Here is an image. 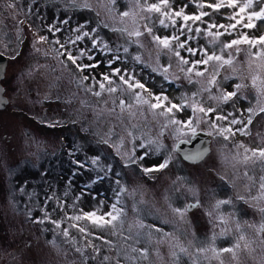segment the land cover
<instances>
[{
  "label": "rangeland",
  "instance_id": "obj_1",
  "mask_svg": "<svg viewBox=\"0 0 264 264\" xmlns=\"http://www.w3.org/2000/svg\"><path fill=\"white\" fill-rule=\"evenodd\" d=\"M169 2L173 9L184 8L187 14L200 11L192 0ZM261 6L254 0L253 9L248 11ZM203 10L210 12L217 24L234 23L228 17L237 11L228 7ZM125 11L139 12L134 0H0V51L9 57L6 86L17 97L7 110H0V264H264L263 246L258 235L249 236L241 200L229 187L228 175L240 174L230 173L235 165L227 156L235 152L236 163H240L247 155L250 159L246 161L256 168V157L245 153V148H264V112L260 111L264 107L260 91L264 69L259 67L264 59L250 57V46L241 43L238 53L237 46L225 50V58L228 52L234 53L231 65L218 67L216 61H210L207 66H198L201 71L207 67L203 76L192 74L189 80L174 62L168 67V54H155L147 35L139 37L144 47L132 43L137 38L121 31L134 27L131 15H121ZM203 19L208 21L209 17ZM152 20H156L155 15ZM144 23L152 26L147 20L136 26L144 31ZM180 23L177 19V28ZM253 23L255 27L250 29L237 25V31L221 36L220 41L229 42L241 32L250 38L264 35V20L254 19ZM197 26L205 27L197 22L193 28ZM153 31L166 36L174 29L156 23ZM84 32L89 36L71 42ZM208 39L201 32L189 43L210 51L215 47L219 54V43L212 45ZM93 40L100 43L93 46ZM259 47L250 51L255 53ZM66 51L77 57L83 52L77 63L94 66L81 71L60 54ZM181 54L190 61L199 58L183 50ZM163 67H168L167 73L162 72ZM117 68L125 79L131 77L142 83L144 90L128 89L115 73ZM213 73H217L216 80L209 85ZM104 75L109 76L111 87L117 91H107ZM253 77H258L255 85ZM65 80L69 85L73 82L74 86L84 87L88 108L77 119L78 104L72 113L41 114L36 107L38 95L43 97ZM100 82L105 84L104 90L99 88ZM237 84L241 88L235 97L226 102L213 99L236 91ZM98 91L101 95H94ZM134 91L150 103L155 102L156 95L168 99L161 108H150L136 103ZM102 98L112 99L117 111H121L120 101L124 100L123 119L100 102L90 105ZM169 102L184 106L162 115ZM193 102L195 108L215 111L205 116L191 106ZM248 108L256 114L247 126L248 134H241L236 129L242 125H229L233 118L230 114L247 120ZM217 115L228 116V120H215ZM170 119L192 120L194 126L198 121L195 131L211 135V153L201 163H187L175 151L176 142L193 132L185 127L177 138L179 125L169 123ZM46 120L51 123L46 124ZM56 121L64 126L58 127L53 123ZM213 121L217 128L211 127ZM229 126L234 134L218 132V128ZM53 132L59 134L60 141H54ZM169 157L167 167L143 171L156 169ZM262 165L263 172L256 180L252 177L254 184L264 176V161ZM260 183L261 179L257 188ZM195 201L197 206L188 210V204ZM113 205L120 210L118 218L111 224L99 221V217L110 220L109 212L117 215ZM93 212L96 223L84 216ZM75 216L82 219H71ZM241 236L244 240L239 239ZM237 243L239 248L235 247ZM245 244L247 251L252 250L248 254ZM225 248H232L235 255L223 252ZM144 249L146 257L142 255ZM212 249L220 253L219 258Z\"/></svg>",
  "mask_w": 264,
  "mask_h": 264
},
{
  "label": "snow or ice",
  "instance_id": "obj_2",
  "mask_svg": "<svg viewBox=\"0 0 264 264\" xmlns=\"http://www.w3.org/2000/svg\"><path fill=\"white\" fill-rule=\"evenodd\" d=\"M114 2V0H113ZM193 3H195L196 7L200 9L199 12L194 13V14H187L184 10V8H180L179 10H175L172 8L169 0H152V2H149V0H134V7L139 9L138 13H133L129 11H125L121 13L123 17H128L132 16V22H133V29L129 31L127 28L122 29L121 31H125L128 33L130 37H136L137 39L132 41V43H136L140 45V47H144L143 43L139 40V37L147 35L150 38V43L154 45L155 49V54L158 56L161 51H164L165 54H168L170 56V62L168 67L172 66V63L174 62L176 67L181 71V72H186L188 74L189 80H191L192 74L195 76H203L204 73L208 70L207 67L204 68L203 71L199 70L198 66L199 65H204L207 66L210 61H216L218 67H223L224 65H231L233 63L232 57L234 55L233 52H228L227 53V58H225V50L227 49H233L235 47V52L238 53L240 51V48L238 47L241 43L248 44L251 48H255L257 45H260L255 53H252L249 49V56H255L257 58H262L264 59V35H261L259 37H249L246 33L241 32L240 36L230 40L229 42H222L220 41V37L224 36L225 34L227 35H232L233 32L237 31V25H242L243 28H254L255 24L253 23L254 19H259V20H264V6H261L259 10H253V11H248L249 9H253L254 7V0H209V2H205V0H192ZM258 2L262 5H264V0H258ZM11 6V5H10ZM87 6V4L85 5ZM222 7H228L232 9H236L231 16L228 17L230 21H234V23H229V24H217L214 21L211 20V13L206 12L203 9L208 8L212 9L213 11H219ZM140 13H147L148 15H140ZM152 15L156 16V20H152ZM207 16L209 17L208 21H205L203 18ZM177 19L181 21L179 28H177ZM147 20L151 22L152 26L150 27L148 23H144L142 25L144 31L140 30L139 25L140 21ZM245 20L247 22H245ZM191 22V23H189ZM197 22H200V24L205 25L203 29H201L199 26L193 28V25H195ZM156 23L159 25L163 26L164 28L172 27L174 31L170 35L166 36H160L154 33L153 28L155 27ZM187 29V31H185ZM215 29L216 31H213ZM220 29H223L224 31H220ZM201 32H203L209 39L208 43L212 45H216L219 43V54H217V49L214 47L211 51L207 48L204 47H199V46H192L189 41L193 40L196 38L197 35H199ZM85 36H89L88 32H84L83 35H77L75 37V40L71 41L72 43H75L77 40H82ZM181 37H184L181 39ZM41 40H46V37H41ZM56 43H59V40L56 41ZM99 41L93 40V46H96ZM64 45H61V48H63ZM105 48H107V45H105ZM181 50H183L188 56L190 57H199L198 59L195 60H189L185 55L181 54ZM118 51V50H117ZM125 52L128 51L127 48L124 49ZM61 55H65L66 59L68 61H71L78 69L83 71L84 68L86 67H93L94 65H81L77 63V60L83 57L85 54L83 52L80 53V56H73L71 51H66L64 53H60ZM175 58V59H173ZM88 59H92L91 56H88ZM116 59H119L117 56ZM136 60H140L141 57L137 55L135 57ZM187 66V67H185ZM168 67H163L161 70L163 73L168 72ZM248 67H252L251 60L248 64ZM260 68L264 69V62H262L259 65ZM117 75H119V79L123 82V84L127 85L128 89H141L144 90V85L140 83L139 81L133 80V78L129 77L128 79H125L124 75L120 74V69L117 68L114 70ZM216 75L217 73H213L211 75V78L208 80V84L212 85L215 83L216 80ZM84 80H87L88 77L85 76L83 78ZM258 77H253L252 83L253 85L256 84ZM104 81L108 82L109 87L107 88V91L109 92H115L117 91V88L111 87L113 81L109 78L108 75H104L103 77ZM261 84L264 85V81H261ZM99 88L101 90L105 89V84L103 82L99 83ZM241 88L240 84L236 85V91L232 92H224L221 94L220 97H213V99H220L223 101H228L232 97H235L237 95V92H239ZM90 90V89H89ZM261 93L264 94V87H261L260 89ZM94 95L99 96L101 95V92H95ZM133 96L136 100L137 104H148L150 108H161L163 106V102L167 101L166 96H160L156 95L153 97L154 103H150L148 100L144 99L143 96L138 93V92H133ZM185 99H191L188 97H185ZM183 104L177 105V104H172L169 102L167 107L163 108V111L161 112L162 115H166L168 113H171L172 110L175 109H182ZM195 108V103L191 105ZM120 107L123 110L125 107V101L121 100L120 101ZM130 108L131 105H128ZM195 110L204 113L205 116L208 115V113L214 112L215 109L213 108H207L205 109L204 107H198L195 108ZM246 111L249 113V116L247 120L244 119H237L234 114L233 118L229 120V125H242L243 127L236 129V131L240 132L241 134H248L247 132V126L252 123V116L255 115L256 113L252 108L246 109ZM260 111L264 112V107L260 109ZM215 120H228V116H222V115H217L215 117ZM169 123L173 125H179V128L176 129V132L178 134L177 138H179V134L183 131V129L186 127L189 130L195 134V127L198 126V121L197 125H193L192 120H188L187 122H181L175 119H170ZM212 128H217V125L215 121L212 122L211 124ZM218 132L220 134H225V133H230L234 134L232 131V128L229 127H220L218 128ZM228 137L225 136V139ZM149 143H153L152 141H149ZM144 145H142L143 147ZM240 147H244L241 145ZM251 152L252 157H258L261 160H264V148H257V149H247L245 148V153ZM186 158L191 159V160H197L202 158L203 152H197V153H185ZM140 159H143V156L140 157ZM250 159L249 156L245 155V160ZM170 162V157L166 158L163 160L162 163L158 165L156 169L153 168H144L143 171L145 172H151L154 170H159L162 168H165L168 166V163ZM92 163H97L96 160H93ZM261 183L259 185L260 189L264 191V176L261 178ZM225 203V202H221ZM197 205L192 204L189 205L188 208H193L196 207ZM113 211L117 213V215H113L112 212L107 213L109 217H111L110 220H104V217H99V221L107 224H111L112 221H115L118 216L121 214L120 210L116 209V206L113 205ZM176 212H181L180 209H176ZM182 215V213H181ZM85 217L89 219H93L96 216V213H85ZM71 219L75 220H80L82 219L81 216H75L71 217ZM43 222V221H39ZM93 222L96 223L97 221L93 219ZM53 223H57L56 221H53ZM57 226L59 227V224L57 223ZM143 227V225H140ZM81 232H84V228H80ZM260 231L264 232V225H261ZM65 235H68L67 230H65ZM215 239V237H213ZM240 240L244 239L243 236L239 237ZM106 243H111L110 241H106ZM236 248H239V243L235 245ZM245 247H247V244H245ZM184 251L185 249H181ZM133 252H136L137 249L133 248ZM197 251H204V249H197ZM212 251L215 253L217 258H219L220 253L216 252L215 249H212ZM223 252H233L232 248H225L222 250ZM142 255L147 256V250L144 249L142 250ZM233 255L235 253L233 252ZM107 260L108 258L105 257ZM221 264L223 262L221 261Z\"/></svg>",
  "mask_w": 264,
  "mask_h": 264
},
{
  "label": "flooded vegetation",
  "instance_id": "obj_3",
  "mask_svg": "<svg viewBox=\"0 0 264 264\" xmlns=\"http://www.w3.org/2000/svg\"><path fill=\"white\" fill-rule=\"evenodd\" d=\"M3 86L5 88V85ZM5 94H6V88H5ZM7 97L9 98L8 95ZM9 103H10V99H9ZM8 107L9 105H7L4 109L7 110ZM231 159H235V160H231ZM229 161H232L233 164L235 165V169L231 170L230 173L236 171L240 174V175H236L232 173L228 175L229 187H232L235 198L241 200L240 205L242 209L245 211L247 216L246 219L248 220L246 224L247 225L246 229L249 230V236L252 237L258 235V239L261 245L263 246L261 249L264 252V232L260 231L261 225H264V221H263L264 191H262L260 187L257 188L260 179L257 182L255 181L256 184L253 183L254 182L253 178L254 180H256L259 173L263 172L262 161L264 160H261L260 158L256 157V168H254L251 166L250 162L246 160L240 161V163H236L235 152L230 151ZM237 166H239V169H236ZM231 182H233V184H230ZM253 218H255L254 221ZM248 222L250 223V225ZM252 240L254 241L255 238H252ZM246 248H248V244L247 247L244 248L246 254L252 251L251 249L247 251ZM230 258H232V254H230Z\"/></svg>",
  "mask_w": 264,
  "mask_h": 264
},
{
  "label": "trees",
  "instance_id": "obj_4",
  "mask_svg": "<svg viewBox=\"0 0 264 264\" xmlns=\"http://www.w3.org/2000/svg\"><path fill=\"white\" fill-rule=\"evenodd\" d=\"M57 66L62 67L60 63H58ZM6 84L7 82L4 79L3 85H5V88L6 87L8 88ZM82 87L80 85L74 86L73 82L71 85H69L68 82L65 80L64 84L63 83L57 84L54 89H50L49 91H47V94H45L43 97H40V95H38L36 107L40 109L41 114H45V112H55L56 111V114L60 115L62 113L67 114L66 111H69L72 113L73 109L76 108L75 107L76 104H78L79 112H77V116L75 117V119H77L82 115L80 113L84 111L86 108H88L89 106L88 97H87L88 94L85 91L84 87L83 88ZM8 90L13 95V96H10L11 94H9V92H7V89H6V94L9 96L10 103H11L12 99L17 98V97H16V94L14 95L13 92L9 88ZM89 96H92V95H89ZM99 102L102 103V105L105 108L114 110V112H116V115H118L119 118L123 119L124 109L123 110L121 109V111L120 110L117 111V109H115V106L113 105L112 99H109V100H107L106 98H102L101 100L94 99L90 105H95L96 103H99ZM81 121H82V118H81ZM50 123L51 121L48 122L46 120V124H50ZM53 123L57 124L58 127L62 125L64 126V123H61L58 121L53 122ZM53 135H54V141L56 138L58 141H60L59 134H57L56 132H53ZM227 156L229 158V155ZM231 160H235V159H231ZM33 162L34 160L32 161V163Z\"/></svg>",
  "mask_w": 264,
  "mask_h": 264
},
{
  "label": "water",
  "instance_id": "obj_5",
  "mask_svg": "<svg viewBox=\"0 0 264 264\" xmlns=\"http://www.w3.org/2000/svg\"><path fill=\"white\" fill-rule=\"evenodd\" d=\"M8 65V57L0 51V110H3L9 104V98L5 95V88L2 84L5 78V72ZM176 152L181 156V158L190 164H197L203 161L211 152V136L207 131L196 130L195 134H191L189 138H181L175 144ZM203 152V156L197 160H191L186 158L185 153H197ZM198 204V201L190 202L188 204L192 205ZM190 210L192 208H188Z\"/></svg>",
  "mask_w": 264,
  "mask_h": 264
}]
</instances>
